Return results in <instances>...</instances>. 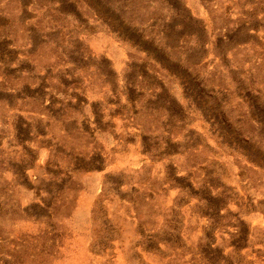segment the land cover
<instances>
[{
  "label": "rangeland",
  "instance_id": "374dc122",
  "mask_svg": "<svg viewBox=\"0 0 264 264\" xmlns=\"http://www.w3.org/2000/svg\"><path fill=\"white\" fill-rule=\"evenodd\" d=\"M0 264H264V0H0Z\"/></svg>",
  "mask_w": 264,
  "mask_h": 264
}]
</instances>
